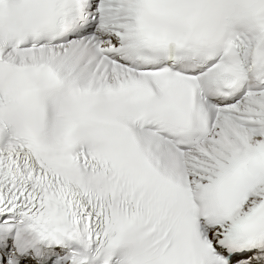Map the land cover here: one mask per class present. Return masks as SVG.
Returning a JSON list of instances; mask_svg holds the SVG:
<instances>
[{
	"label": "snow or ice",
	"instance_id": "1",
	"mask_svg": "<svg viewBox=\"0 0 264 264\" xmlns=\"http://www.w3.org/2000/svg\"><path fill=\"white\" fill-rule=\"evenodd\" d=\"M0 264H264V0H0Z\"/></svg>",
	"mask_w": 264,
	"mask_h": 264
}]
</instances>
